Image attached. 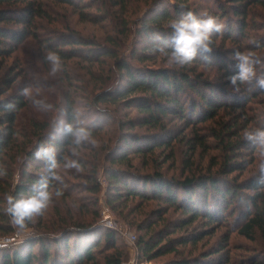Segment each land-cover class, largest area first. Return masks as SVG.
I'll return each mask as SVG.
<instances>
[{
    "label": "trees",
    "instance_id": "16d2710c",
    "mask_svg": "<svg viewBox=\"0 0 264 264\" xmlns=\"http://www.w3.org/2000/svg\"><path fill=\"white\" fill-rule=\"evenodd\" d=\"M60 0H53L58 2ZM191 0H153L150 11L146 12L137 22H131L127 19H120L122 31L120 36L127 37L130 34L132 24H135L136 36L145 40L144 51L134 53L131 58H122L116 49L120 42L109 37L107 41L109 46L97 44L94 40L82 37L78 32L67 30L60 32L57 35L49 38H39L38 43L49 52H54L60 57L61 61L69 62L76 59L84 60L87 64H97L103 67L106 61L113 60V66L117 70L118 81L116 88L111 86L114 83V72L108 80L101 83L99 93L94 94L88 105L95 111V114L103 116L104 110L102 106H115L118 104H126L127 107H136L137 110L144 115L143 121L128 120L127 123H118L119 140L128 150H133L134 154L141 156L154 154L157 149H170L169 159L173 157V144L176 141L173 135L147 136L138 137L125 134L123 131L127 129L133 130L137 127H160L164 134L167 130L163 125V121L168 116H175L181 119L186 124V129L198 128L199 126L207 125L208 123L220 119L223 111L229 110L232 112V117L229 121L218 122L216 126L209 128L206 133L195 134V141L190 142V160L195 155L197 149H210L211 144L208 139L215 143L223 151L224 163L215 175L195 176L185 178L177 182L167 181L166 178L159 172L152 176H147L145 179L139 176H127L118 168H108L104 170V175L109 180V190H113L114 194H108V203L121 204L126 207L132 200L141 199L143 201H157L165 204V208L152 211L149 217H157V221L150 224L148 227L141 226V229L146 231V234L139 238L138 251L139 256L144 261L152 262L155 259L175 254L178 259L171 260L168 264H228L229 258L224 255L223 244L212 252L201 254L198 258H184L178 251V247L191 245L197 247L206 236H213L215 229H209L206 232H195L191 235L180 237L172 240L179 231L186 227L194 225L200 220L207 221L206 225L218 223L220 217H216L208 209L200 210L193 202L195 193L199 191L200 198L203 199L206 205H209V200L212 201L216 197V202L224 206L225 210L218 213L222 215L228 211L232 204L237 202L246 207L245 214L240 211L239 221L246 222L239 228L238 234L249 240H254L256 233H259L264 240V173L257 180L245 181V183L234 182L233 186L226 180L229 175L239 169H245L241 163L231 161L232 156L236 153H248L253 149L254 144L242 136L243 131L247 132L248 127L261 128L264 123H259V115L254 113L253 108L248 107L249 104L258 98V94L264 93L256 82L253 85L257 86V92L250 89L247 91L245 86L241 87V92H229L224 86H218L208 79H204L202 74L197 72L201 66L223 68L226 72V77L236 72L235 61L231 60L228 65L224 62L222 56L214 51L211 53L198 54L191 65L181 68L182 70L152 68L145 66L144 63L152 61L153 56L165 54L162 52L152 51L158 45L165 48L166 52H171L172 32L169 28V22L173 19L182 18L189 11L196 16L197 12L189 7ZM61 2L74 9L82 22L99 23L98 18L86 10L92 11L97 9L95 2L85 0H61ZM14 7V12L0 10V57H5L13 53L14 48L20 46L27 37L31 35V28L35 25V20L51 19V12L45 8L43 2L39 0H0V7ZM124 8L127 12V3L120 2L115 4ZM259 7L264 10V0H226L224 6L221 7V15L218 16L221 20H226L225 30L219 34H213V45L215 46L218 39H222L224 44L231 42L242 46L245 40L249 37L247 30L251 28L248 24L251 16V8ZM109 18L104 15L103 21ZM202 18V17H200ZM102 21V22H103ZM101 22V23H102ZM11 25L9 28L6 25ZM257 27V25H256ZM253 29V28H251ZM259 31H264V26L258 27ZM34 36V35H33ZM141 38V39H142ZM245 45V44H243ZM254 49H264V34L257 39ZM239 51H242L239 48ZM148 53V54H147ZM152 55V56H150ZM205 57H209L206 60ZM217 59L218 61H214ZM261 67L262 73L264 68ZM112 68V67H111ZM20 73L15 79L7 80V90H2L0 97L6 95L11 86L16 82ZM68 80L70 76H67ZM252 87V86H251ZM250 87V88H251ZM110 88V89H109ZM228 94H231V99L228 100ZM63 106H59L58 117L55 123L39 122L37 119L31 123V131L22 132L19 128L21 116L29 108L28 100L25 96L18 94H9L4 99H0V166L6 170V187L2 184L0 177V195H11L16 199H25L36 193L42 177H47V161L37 159L35 152L42 145L52 144L55 148L57 160V168L65 163V156L69 147L75 145L69 136L63 133V127L71 124L74 128H85L90 131L91 137H97L101 134L103 126L99 124V120H90L89 124L78 120L77 103L75 97L67 92L60 102ZM88 106V107H89ZM91 109V110H92ZM217 122V121H216ZM261 126V127H260ZM258 127V128H257ZM251 129V128H250ZM197 131V130H196ZM251 132V130L249 131ZM124 133V134H123ZM167 134V133H166ZM55 137V139H53ZM234 139H237L235 141ZM128 140L130 143H128ZM142 142V143H140ZM134 145V146H133ZM83 146L87 150L95 151V148ZM134 147V148H133ZM124 151V150H123ZM107 155L106 160L117 166L126 165L128 169H132V164L129 154L117 149L105 150ZM190 160L186 159L189 164ZM19 161V162H18ZM23 164L22 172L19 173V178L16 183L12 182L14 171L11 166ZM30 167V168H29ZM34 168V171L29 170ZM56 168V174H57ZM36 171V173H35ZM39 171V172H38ZM91 182L86 184L85 191L97 195L101 193L102 187L97 178V166L91 167ZM224 179L226 180L225 182ZM9 180V181H8ZM11 182V183H10ZM49 191H55L59 195L69 197L71 194L65 192L60 187L61 183L57 179H48ZM241 191H250L251 195H242ZM213 192V194H211ZM4 200L0 198V232L7 236L14 234L16 227L11 220V217L6 213V208H1ZM116 210L115 206H112ZM174 208L180 210L185 216L180 223L172 225L158 232L153 231L156 223H159L169 211ZM230 214L233 219L236 216V209ZM227 221V220H226ZM64 222L59 228L58 235L72 232V235H65L61 240V249L65 251V258L70 264H124L127 254L123 247H118L116 243L115 233L109 231L103 233L101 230L97 232V236H88L85 230L92 229L91 225L85 224H68ZM32 221L28 222L27 228L31 226ZM71 228V231H69ZM103 229V228H102ZM153 234L149 239L147 236ZM75 238V241L72 240ZM103 237L105 241L106 255L102 262L96 259V249L102 245ZM70 241L74 242L71 249ZM77 241V244H76ZM63 242V243H62ZM60 243V242H59ZM93 243V244H91ZM42 255L37 264H63L65 260L59 262L52 257L50 247H45L41 244ZM0 250H4L1 249ZM59 252V250H58ZM213 255H219L217 260L211 259ZM37 256L33 253L32 247H29L26 252L15 251L12 254H4L0 257V264H36ZM254 264H259L254 263ZM264 264V263H263Z\"/></svg>",
    "mask_w": 264,
    "mask_h": 264
},
{
    "label": "rangeland",
    "instance_id": "374dc122",
    "mask_svg": "<svg viewBox=\"0 0 264 264\" xmlns=\"http://www.w3.org/2000/svg\"><path fill=\"white\" fill-rule=\"evenodd\" d=\"M95 2L97 9L85 12H90L98 21H103L104 15L109 16L102 23L93 22H82L79 19L78 14L74 9L64 5L61 0L53 2V0H39L43 2L46 9L51 12V19H37L35 25L32 26L31 35L25 39V41L14 48L12 54L0 57V92L7 90V80L16 78L17 74H21L16 82L11 86L10 91L0 97L4 99L9 94H18L25 96L28 100L29 108L23 113L20 119L19 128L22 132L31 131V123L34 120L39 122L55 123L58 117L59 106H63L60 102L63 100V96L67 92H70L76 99V107L78 113V120L80 122L89 124L90 120H99V124L103 126L101 134L97 137H91L88 141L82 142L80 145H73L68 148L65 163L68 160H76L80 164V169L65 168L64 164L57 168V181L61 183L60 187L65 192H69V197L57 195L55 191H52V201L42 216L34 217L30 228L27 229H16L14 234L7 236L0 232V257L4 254H12L17 250L26 252L29 247H32L33 253L37 256L36 264L39 262V258L42 255L41 244H44L47 248L50 247L52 251V258L56 261H63V264H70L69 260L65 258V251L61 249V240L65 235H72V232H67L62 235H58L59 228L64 225L63 223L69 221L70 224H85L91 225L92 229L85 230L88 236H97V232L101 230L103 233L109 231L115 233L116 243L118 247H123L126 251L127 257L124 264H130L134 259V264H141L144 260L140 258L138 251L139 238L146 234V231L141 229V226L148 227L153 222L157 221V217H149L152 211L159 210L166 205L157 201H143L141 199L132 200L126 207L121 204H113L116 210L108 203V194H114L113 190H109V180L104 175V170L108 168H118L123 174L127 176H139L140 178H146L159 172L163 175L167 181L180 182L185 178H192L195 176H206L215 175L220 170L219 166L224 163V154L221 149L215 147L214 141L208 139L207 142L211 144L210 149H197L195 155L190 160V142L195 141V134L206 133L209 128L216 126L218 122L229 121L232 117V112L229 110L223 111L220 119L208 123L198 128L186 129V124L183 120L176 118L175 116H168L164 121V130H167L164 134L160 127H137L133 130L125 127L124 133L131 136L147 137V136H162V135H173V139L176 143L173 144V157L170 159V149H157L154 154L141 156L134 154L133 150L124 148L119 140V127L118 123L125 122L128 120L132 121H143L144 115L140 113L136 107H127L124 103L115 106H102L103 116L95 114V111L88 105L93 98L94 94L99 93L101 89V83L108 80L114 72V83L111 85L112 88H116L118 81L117 70L113 66L114 61L108 60L106 64L101 67L97 64H87L84 60L76 59L69 62L61 61V67L58 71L53 73L52 64L45 59L49 51L43 48L39 43L38 39L35 38V34L39 38H49L57 35L60 32L73 30L78 32L82 37L94 40L97 44L109 46L107 41L109 37L116 38L120 45L116 49L119 56L122 58L130 59L135 52L144 51L145 40L136 36L135 24H132L130 34L127 37L120 36L122 31V22L120 19H127L131 22H137L139 18H142L146 12H149L150 5L152 6L153 0H124L127 3L128 10L115 6L123 0H85V2ZM226 0H191L189 7L197 12L202 18H206L211 15L218 19V22L227 26L226 20H221L218 16L221 15V7L224 6ZM0 10L7 12H14V7H0ZM251 16L249 17V25L253 29H248V38L244 41L241 47L238 44L226 42L224 44L222 39H218L214 48V51L218 52L224 62L228 65L231 60H234L233 53L241 48L242 52L249 53L255 57L261 58L264 61V49L255 50L254 45L257 39L261 38L264 31H259L258 27L264 26V10L257 6L251 8ZM257 25V27H256ZM11 28V25H6ZM34 35V36H33ZM148 54V53H147ZM152 56V55H150ZM152 61L144 63L145 66L152 68H167L174 70L170 67L165 54L153 56ZM214 61H218L214 59ZM235 61V60H234ZM264 68V62L259 64ZM112 67V68H111ZM261 67H258L257 74L262 73ZM199 74H202L204 79H208L214 82L218 86H224L225 89L233 93L232 87L226 79V72L219 66L207 67L201 66L197 69ZM67 76H70L68 80ZM255 81L251 84L246 85L247 91L252 90ZM252 86V87H251ZM251 87V88H250ZM110 89V88H109ZM258 87L254 86L253 91L257 92ZM25 90L27 92L25 93ZM241 92V90H240ZM238 93V92H235ZM1 95V93H0ZM258 98L248 105L253 108L254 113L259 115V123H264V93L258 94ZM230 100L231 94H228ZM89 102V103H88ZM89 106V107H88ZM92 109V110H91ZM261 127V126H260ZM251 128V129H250ZM258 128V127H257ZM197 130V131H196ZM255 132L256 127L249 126L247 132ZM258 130H264V125ZM123 133V134H124ZM167 133V134H166ZM245 131L241 133L245 136ZM237 141V139H234ZM128 143L130 141L128 140ZM142 143V142H140ZM83 144L92 146L95 151L87 150ZM134 146V145H133ZM114 149L118 151H126L132 161L133 168L128 169L126 165L117 166L112 164L109 160L105 159L107 153L105 150ZM134 148V147H133ZM124 150V151H123ZM236 153L232 156L231 161L241 163L246 167L245 169H239L234 173H228L229 175L222 174L221 176L227 177V181L231 186L234 182L245 183V181L257 180L264 173L261 171V166L264 165V151L254 144L253 149L248 153ZM186 159L190 160L189 164L186 163ZM19 162V161H18ZM97 166V178L101 184V193L94 195L85 191L86 184L91 182V167ZM14 171V178L12 182L16 183L19 178L20 171L22 172L23 164H17L11 166ZM30 168V167H29ZM34 171V168L29 169ZM39 172V171H38ZM36 173V171H35ZM2 178V184L6 187V177ZM224 179L223 182L226 181ZM9 181V180H8ZM11 183V182H10ZM213 194V192L211 193ZM242 195H251L250 191H241ZM0 198L5 202L1 205V208L7 207L8 196L0 195ZM209 200L206 205L202 198H200L199 191L195 193L193 202L196 207L200 210L206 209L207 206L211 213H214L216 217H220L219 222L206 225L207 221L200 220L194 225L186 227L184 230L179 231L175 236L171 237L177 239L187 235H191L195 232H206L209 229H215V234L211 237L206 236L203 241L197 246L191 245L180 246L178 251L184 258H198L201 254L212 252L223 244L224 255L229 258L228 264H254L264 263V240L261 238L259 233H256L254 240H249L245 237L240 236L237 232L239 228L246 222V220L239 221L238 218L243 210L245 214L246 207L240 205L237 200L235 204H232L228 211L221 213L225 210L224 206L216 202V197ZM236 209V216L232 219L230 214ZM106 217L109 220L105 224ZM185 216L180 210L172 208L167 215L164 216L159 223L153 227L154 232L164 230L172 225L180 223ZM227 220V221H226ZM67 223V225L69 224ZM69 226V225H68ZM103 228V229H102ZM127 233H133L137 240L133 243L130 242L122 231ZM71 231V228H69ZM153 234L147 236L149 239ZM75 241V238L72 237ZM105 241L103 237L101 241L102 245L96 249V259L98 262L103 261V257L106 255ZM60 242V243H59ZM63 243V242H62ZM77 244V241H76ZM93 244V243H91ZM74 245L73 241H70L69 248L71 249ZM59 250V252H58ZM179 256L168 254L166 256L155 259L149 264H168L171 260L178 259ZM219 255H213L211 259L217 260Z\"/></svg>",
    "mask_w": 264,
    "mask_h": 264
},
{
    "label": "clouds",
    "instance_id": "9594fccd",
    "mask_svg": "<svg viewBox=\"0 0 264 264\" xmlns=\"http://www.w3.org/2000/svg\"><path fill=\"white\" fill-rule=\"evenodd\" d=\"M169 28L172 32L173 47L171 52H166L162 46H157L152 51L165 53L167 62L170 67L181 69L191 65L198 54L211 53L213 48V34L222 33L225 25L218 22L214 16L200 18L193 12L189 11L182 18L173 19L169 22ZM236 72L226 79L228 80L233 92H240L242 86L251 84L253 81L264 89V73L257 74V66L261 64V58L239 50L234 51ZM52 64V71L55 73L61 67L60 57L54 52H49L45 57ZM209 60V57H205ZM27 90H25V93ZM63 133L69 136L72 143L80 145L82 142L90 139L91 133L85 128H74L71 124L63 127ZM55 139V137H53ZM245 139L258 145L264 151V130L255 132H246ZM37 159L47 161V177H42L36 193L25 199H16L13 196L7 198L8 207L6 213L11 217L12 223L23 230L27 227L28 222L34 217L42 216L52 201V193L49 191L48 179H59L56 174L57 160L55 148L52 144L42 145L35 152ZM65 168L80 169V164L76 160H68L64 164ZM264 171V165L261 166ZM6 175V170L0 166V177ZM59 193H57L58 195Z\"/></svg>",
    "mask_w": 264,
    "mask_h": 264
},
{
    "label": "built area",
    "instance_id": "2783aa9c",
    "mask_svg": "<svg viewBox=\"0 0 264 264\" xmlns=\"http://www.w3.org/2000/svg\"><path fill=\"white\" fill-rule=\"evenodd\" d=\"M109 220V217H106V219L104 220L105 221V224L106 222ZM123 235L126 236V238L130 241V242H135L137 240V237L133 234V233H127L124 231H122ZM134 262H136V259H134L132 262H130V264H134ZM141 264H149L148 261H143Z\"/></svg>",
    "mask_w": 264,
    "mask_h": 264
}]
</instances>
